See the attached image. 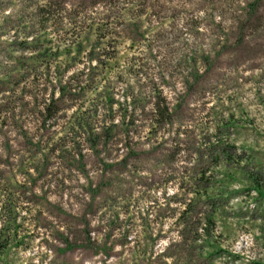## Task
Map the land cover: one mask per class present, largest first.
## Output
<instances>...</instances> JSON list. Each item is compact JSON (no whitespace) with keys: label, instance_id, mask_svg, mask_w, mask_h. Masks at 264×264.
<instances>
[{"label":"rangeland","instance_id":"rangeland-1","mask_svg":"<svg viewBox=\"0 0 264 264\" xmlns=\"http://www.w3.org/2000/svg\"><path fill=\"white\" fill-rule=\"evenodd\" d=\"M4 225L0 264H264V0H0Z\"/></svg>","mask_w":264,"mask_h":264},{"label":"trees","instance_id":"trees-1","mask_svg":"<svg viewBox=\"0 0 264 264\" xmlns=\"http://www.w3.org/2000/svg\"><path fill=\"white\" fill-rule=\"evenodd\" d=\"M167 114L169 113V110L166 109ZM254 185H258L255 181ZM259 190V189H258ZM259 194L262 193L259 190ZM210 223V222H209ZM14 230V229H13ZM15 232H11L10 227L8 225H4L2 229L0 230V259L2 257H5L13 247V241H15ZM64 243L68 250H73L75 246H73L67 239L64 240Z\"/></svg>","mask_w":264,"mask_h":264}]
</instances>
